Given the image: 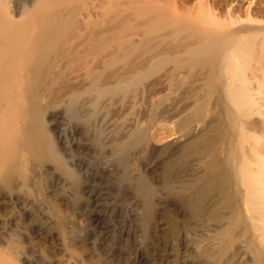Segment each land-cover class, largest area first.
<instances>
[{
  "label": "bare ground",
  "instance_id": "6f19581e",
  "mask_svg": "<svg viewBox=\"0 0 264 264\" xmlns=\"http://www.w3.org/2000/svg\"><path fill=\"white\" fill-rule=\"evenodd\" d=\"M148 1L127 2L114 23L111 0H0V264H20L29 245L13 232L20 224L34 243L78 261L43 190L51 175L73 204L77 171L102 242L121 257L133 245L139 264H159L166 248L168 264H264V145L254 147L264 82L253 49L239 43L264 27L236 26L232 5L235 28L204 34L219 24L208 1L194 17L178 0ZM180 34L188 44L162 47ZM113 108L124 117L110 119ZM168 126L169 140L155 145ZM68 152L108 166L94 171Z\"/></svg>",
  "mask_w": 264,
  "mask_h": 264
},
{
  "label": "rangeland",
  "instance_id": "374dc122",
  "mask_svg": "<svg viewBox=\"0 0 264 264\" xmlns=\"http://www.w3.org/2000/svg\"><path fill=\"white\" fill-rule=\"evenodd\" d=\"M120 0H116L115 2H114V0H111V3H112V5H111V19L114 21V23H116L115 21H117L118 22V19H119V21H121V18L122 19H124L125 18V16H126V8H123V7H126L127 6V4L129 3V2H132V1H134V0H121L120 2H119ZM147 2H149L148 0H146ZM154 2H156L155 0H153ZM181 1H183V2H181ZM185 1V2H184ZM205 1H208V3H210V6L212 7V10L214 11V13L216 12V15L217 16H219V20L218 19H216V21L219 23V24H216V22L214 23V22H211V27L209 26V27H207L206 29H204L202 32H204V34H211V33H214V32H216V31H218L219 29H227L228 27H231L230 29H232V28H235V27H232L231 25H229L230 23H231V21L229 22V20H228V18H226V17H228V12H229V7L231 8V6L233 5V10H231V12L236 16V21L238 22L237 23V25L236 26H254L253 28H263L264 27V0H205ZM128 2V3H127ZM159 4H161L162 6H164L165 7V5H170V3L172 2V0H158L157 1ZM178 2H179V4H181L182 3V5H184L185 6V8H187V9H190V14H192L193 15V17L197 14V3H198V0H178ZM195 3H196V5H195ZM118 4V5H117ZM124 4L126 5V6H124ZM120 5V6H119ZM180 6V5H179ZM194 6H196L195 7V9H194ZM184 8V9H185ZM250 8V9H249ZM125 9V10H124ZM118 11V12H117ZM125 11V12H124ZM115 14V15H114ZM180 15V14H179ZM249 15V16H248ZM119 17V18H117V17ZM123 16V17H122ZM181 16H183V18H187L189 15H188V13L186 12V11H182V13H181ZM202 17L200 18V19H203V18H206L207 16H209L207 13H203V15H201ZM114 17H116V19L114 18ZM248 18V19H247ZM115 19V20H114ZM238 19V20H237ZM250 19V20H249ZM252 19V20H251ZM244 21V22H243ZM229 22V23H228ZM259 23V24H258ZM215 24V25H214ZM220 24H222V26H218V25H220ZM256 24V25H255ZM210 25V24H209ZM217 25V26H216ZM261 26V27H260ZM125 33V32H124ZM159 33V32H158ZM158 33H155V35L154 36H152V37H154V38H151V41L152 40H154L153 42H151V44H150V46H149V44H148V46H149V48H154L155 46H157L156 44L157 43H159L160 44V42L162 43V41H161V39H158L157 37H162V36H164V33L166 34V32L165 31H160V34H158ZM128 34H124V39L126 40V39H131L132 38V36L131 35H128ZM158 35V36H157ZM186 35H188V34H186ZM127 38H126V37ZM134 36V35H133ZM180 36H182V37H180ZM180 36H178V37H176V38H174V37H166L167 38V40H168V42L165 40L164 42H163V46H162V44L161 45H159V47L160 46H162V47H164L165 45L166 46H169V45H171L172 47H173V42L175 43L174 44V46L175 45H178V44H183V42L184 43H186V41H185V38H186V36H184L183 34L181 35L180 34ZM189 36H190V34H189ZM194 35H191V37H193ZM131 37V38H130ZM188 37V36H187ZM195 37H196V35H195ZM169 38V39H168ZM170 38H173V39H170ZM180 38H181V40H180ZM139 38H138V36L136 35V36H134V39L133 40H138ZM175 39V40H174ZM188 40L190 39V37L189 38H187ZM186 39V40H187ZM196 39V38H195ZM158 40H159V42H158ZM169 40H170V42H169ZM194 40V39H193ZM172 41V42H171ZM176 41V42H175ZM192 40H190V41H188L189 43H193L194 41H192ZM149 42V43H150ZM180 42V43H179ZM264 42V32L263 31H260V32H257V33H250V34H247V35H245L244 37H242V39H240L239 40V43L240 44H244V45H247V46H249L248 48H251V49H253V55H254V58L252 57V59H254V60H252V65H253V67H257V69L258 68H260L258 71H257V73L260 75L258 78V80H261L262 82H264V66H262V63H264V49L262 48V46H263V43ZM154 43H156L155 44V46H154ZM165 43H167V44H165ZM168 43H171V44H168ZM165 44V45H164ZM186 44H188V43H186ZM165 46V47H166ZM170 46V47H171ZM254 46V47H253ZM164 47V48H165ZM156 48V47H155ZM258 48V49H257ZM251 49H249V50H251ZM263 49V50H262ZM257 51V52H256ZM258 59V60H256V59ZM169 65V66H168ZM168 65H166V66H164L163 68H162V70L160 69V71H158L157 73H155L154 75H156V76H154L152 79L154 80L155 78L157 79L158 77H160L161 75H163L169 68H170V70H171V67H172V69H173V66L171 65V64H168ZM264 65V64H263ZM167 67V68H166ZM254 68V69H255ZM166 69V70H165ZM198 70H200L199 68H197ZM198 70H196V71H193V74H191V76H190V78L191 77H193V76H195V74H197L198 73ZM244 71H246L245 69H244ZM263 71V72H262ZM194 72H197V73H194ZM200 72V71H199ZM261 72L263 73V74H261ZM246 73H247V71H246ZM245 76V75H244ZM243 78V77H242ZM151 79V81H153ZM190 80H192V78L190 79ZM189 81V80H188ZM260 81V82H261ZM259 82V81H258ZM258 82H257V84H258ZM149 83V82H148ZM256 84V85H257ZM264 90V86L261 88V91L262 92H264L263 91ZM262 95H260V97H261ZM263 100V99H262ZM262 100H259L260 101V105H258V106H260L259 107V111H260V113H258L259 111L257 110V111H255V115H254V117H255V119H257V120H259V119H262V118H264V117H262L263 115H264V101H262ZM170 102H171V100H169ZM170 102H167V104L168 103H170ZM167 104H164V107L167 105ZM163 106H162V108H164ZM161 108V109H162ZM144 108H143V106L142 107H140V108H138L137 109V111H135L134 113H132L131 115H134L135 113V117L137 116H139V115H141L140 113H142V110H143ZM257 109H258V107H257ZM112 110V109H111ZM139 113V115H138V113ZM112 113V114H111ZM111 116H112V118L109 116V118L110 119H115V120H118L119 118H123L124 117V112H122V113H119L118 111H117V108L115 109V108H113V111H111ZM119 115H118V114ZM261 113H263V115L261 116ZM259 114H260V116H259ZM117 115H118V119H117ZM130 115V116H131ZM120 116V117H119ZM116 117V118H115ZM132 117V116H131ZM134 117V118H135ZM136 117V118H137ZM259 117V118H258ZM130 118V117H129ZM132 119V118H131ZM118 122H120V121H118ZM121 124H119V123H117V126H120L118 129H120L122 126H123V128H124V120H122L121 122H120ZM117 126H116V128H117ZM169 127V126H168ZM60 128L61 129H63V128H65V126H63V125H60ZM67 128V127H66ZM65 128V129H66ZM171 126L169 127V128H166V130H165V132L164 133H158V134H156V139H155V137L153 138V143L155 144V145H157L158 144V146H159V143H160V145L162 144V141H167V140H169V137L171 136L170 134L172 133V130H171ZM169 129V130H168ZM169 131V132H168ZM259 136H261V135H259ZM259 136H257L256 138H255V145H254V147L256 148V149H261V147L264 145V135H262L261 137L263 138H260ZM160 137V138H159ZM259 137V138H258ZM164 139L165 138V140H162V139ZM159 139V143H157V140ZM156 142H155V141ZM262 145V146H261ZM257 146V147H256ZM259 146H261V147H259ZM259 147V148H258ZM264 148V147H263ZM262 151H264L263 149H262ZM75 153V152H74ZM73 152L71 153V152H68V154L70 155V157H73V154H74ZM75 155V154H74ZM78 154L76 153V155H75V160L76 159H80V158H87L86 160H88L89 162H90V164H91V166H90V168L93 170L94 169V171L95 170H101L102 169V167L104 168V167H107L108 166V163H107V159L105 160V159H103V160H98V158L97 157H94V156H81V155H78ZM63 156H65L64 154H63ZM78 157V158H77ZM91 157V158H90ZM97 158V159H96ZM93 160H94V162H93ZM105 160V161H104ZM91 161L93 162V163H91ZM97 164H96V163ZM103 162V163H102ZM101 164V165H100ZM104 164H105V166H104ZM99 167V168H98ZM138 168H139V166H137ZM98 168V169H97ZM139 169H141V167L139 168ZM77 179H80L81 177V180H78V181H80L81 183H80V190H79V193L80 194H78L77 196H78V198L79 199H77V198H72L71 200H72V203L73 204H71V202H64L63 201V196H65V192L64 191H60V193H59V189L60 190H64L63 188L61 189V185H59L58 184V182H57V180L53 177V176H51V175H49V176H46V177H44L46 180H48L49 182H47V181H45V182H47L48 184H47V186H46V183H45V187H44V193H46V194H44L45 196H47V198H48V200L49 201H51L50 202V205H51V203H52V205L50 206V205H46V207H45V213H46V215L47 216H51V214L53 215V213H52V211L54 210L55 211V215L58 217V215L60 214V217L62 216V220H63V227H66L64 230H65V232H67L68 233V235L69 234H71V235H69V237H70V242H69V245L71 246H69L70 247V249L72 250L73 249V251H75L74 253H75V256L77 257V259H78V261H75V260H72L71 258H70V255H69V253L67 252V254L66 253H63V252H60L58 249H51V244H50V247H46V245H49V244H47V243H44V242H42V243H34L31 239H30V236H28L29 235V232H26L27 230L25 229L26 227L25 226H27V225H25V226H23V224L21 225L20 224V226L21 227H19V230H15V231H13L15 234L16 233H18L19 231V233L18 234H21L20 236H21V238H22V240H21V238H20V236H14L15 234L12 232L11 234H13V235H11V237L13 236V237H16L18 240L17 241H19V242H22V245H24V243L26 242V240H28V244L29 245H26L24 248H27V252H26V250L23 248V252H25V253H23L22 254V256H21V259H20V264H100V262H101V264L103 263V264H139V263H137L135 260H136V257H137V252L135 251V247H133V245L132 246H130V244H129V246L132 248V249H130V247L127 249V251L129 252L127 255H124V257H121V256H119L118 254H115V253H113V252H111V250H110V248H112L111 246H108V245H106V244H104L103 242H102V239H103V234L100 232V226L98 227L97 226V222H95L94 221V217H93V215H91V212L88 210V209H90V206H89V203H88V199L86 200V198L85 197H87L84 193L85 192H87V191H89V187H86V185L84 184V183H86V179H87V177H85L83 174L82 175H80V172H78L77 171ZM78 176H80L79 178H78ZM113 176H114V173L111 175V177L109 178H104V179H106V182H108V183H110L111 184V182L113 181ZM47 177L49 178V179H47ZM111 179V180H110ZM85 181V182H84ZM52 182V183H51ZM84 184V185H83ZM54 186V187H53ZM86 187V188H85ZM87 189V190H86ZM83 190H86V191H83ZM81 191V192H80ZM50 192V193H49ZM57 192V193H56ZM63 192V193H62ZM84 192V193H83ZM55 194V195H54ZM58 197H57V196ZM76 196V197H77ZM80 196V197H79ZM82 196V197H81ZM123 196V197H122ZM119 197H120V199H122L123 201H125L126 202V199H123L124 198V195L121 193V194H119ZM51 199V200H50ZM54 200V201H53ZM74 200V201H73ZM79 200V201H78ZM86 200V201H85ZM48 201V202H49ZM60 203V204H59ZM53 204H55V205H53ZM78 204V205H77ZM80 205V206H79ZM57 206V207H56ZM60 206V207H59ZM72 206V207H71ZM84 206V207H83ZM48 207L50 208V210L48 209ZM52 207V208H51ZM55 208H57V209H55ZM66 209V210H65ZM84 209V210H83ZM74 210H76V211H74ZM88 210V211H87ZM79 213H78V212ZM51 212V213H50ZM74 212H76V213H74ZM83 212H84V214H83ZM59 213V214H58ZM90 213V214H89ZM89 216V217H88ZM63 217H65V218H63ZM93 217V218H92ZM87 218V219H86ZM61 219V218H60ZM66 219V220H65ZM71 223V224H70ZM29 226V225H28ZM27 226V227H28ZM22 227H24V228H22ZM29 228V227H28ZM68 228V229H67ZM21 229V230H20ZM26 230V231H25ZM27 233H25V232ZM24 234V235H23ZM17 235V234H16ZM28 237H27V236ZM27 238H26V237ZM25 237V238H24ZM16 238H14V240L16 239ZM72 238V239H71ZM29 239L32 241V242H30L29 241ZM21 240V241H20ZM25 240V241H24ZM72 240V241H71ZM51 242H53V244H54V246L56 247L57 246V244L59 243V242H57L56 241V239L55 240H52ZM57 242V243H56ZM27 246H29V248L30 249H28V247ZM74 247V248H73ZM107 247V248H106ZM109 248V249H108ZM58 250V251H57ZM51 251V252H50ZM32 252V253H31ZM26 254L28 255V256H30L29 257V259L26 257ZM57 254V255H56ZM77 254L79 255V256H77ZM126 256H127V258H126ZM162 256V258H157L156 259V261H157V263H159V264H168L170 261H172L171 259H173V258H171L170 257V255H169V250L166 248L165 249V252H164V254H162L161 255ZM27 258V259H26ZM23 260V261H22ZM22 261V262H21ZM24 261H26V262H24ZM105 262H107V263H105ZM162 262V263H161ZM171 263V262H170Z\"/></svg>",
  "mask_w": 264,
  "mask_h": 264
}]
</instances>
